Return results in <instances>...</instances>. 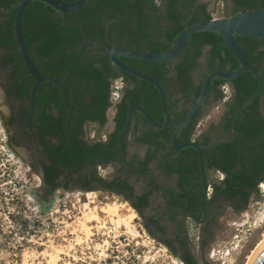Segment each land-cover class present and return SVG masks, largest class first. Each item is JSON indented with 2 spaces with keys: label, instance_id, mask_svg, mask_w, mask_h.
<instances>
[{
  "label": "trees",
  "instance_id": "obj_1",
  "mask_svg": "<svg viewBox=\"0 0 264 264\" xmlns=\"http://www.w3.org/2000/svg\"><path fill=\"white\" fill-rule=\"evenodd\" d=\"M73 2L75 0H65ZM234 13L249 11L264 7V0H231ZM5 6L9 1L3 2ZM213 14L207 10V3L197 0H87L85 5L73 13H62L52 5L40 0L31 2L25 9L23 16V29L27 44L32 48V43L37 42V55L43 75H52L65 83L69 92L53 81H46L39 86L48 84L52 90L47 95V101L54 103L58 108V116L44 117L43 128H51L56 137L57 144L47 145L50 154V163L45 166L46 174L43 178L44 185L40 197L45 201L58 190H88L94 186L93 181L83 175L80 170L88 163L97 160L112 158L122 129L127 117L128 108L133 104L144 106L147 112L159 122L166 118L161 109L160 94L158 89L138 77L127 73L112 64L108 53L103 47L94 49L96 43L109 44L110 41L117 45L145 50L149 52H166L173 46L163 37V23H165L166 37L175 41L184 29L199 20L211 19ZM14 21V12L8 15L7 27ZM11 29V27H9ZM236 38L248 54L252 65L261 73L264 82V38H247L236 35ZM209 45L208 62L202 81L195 84L190 71L197 65L198 59L203 55L204 46ZM127 65L142 71L160 82L165 90L166 105L170 113V124L165 128H156L138 110L134 111L136 120H143L144 130L137 137L142 144H149L147 159L141 162L140 171L147 169L150 160L158 159V163L168 174L178 173L181 177L199 172L198 152L193 147L176 150L170 145L172 131L185 117L188 106L177 110L178 98L190 103L201 91L206 75L212 71H230L239 66L238 61L226 48L223 38L213 31H200L195 33L174 67L172 62H151L119 56ZM115 78H123L135 84V87L126 88L121 102L118 104L116 115L117 128L114 137L107 142H97L88 145L80 136L84 134L83 125L87 121L88 132L91 133L102 126L106 120V110L111 105V84ZM226 79H215L212 87L217 88L220 82ZM235 89L233 114L238 107L258 90L259 82L251 72H245L238 77L230 79ZM43 84V85H42ZM261 96L257 97L245 108L236 122L237 130L242 134L248 147L260 150L264 147V117L260 115ZM223 97L217 90L215 99ZM192 98V99H191ZM250 109V112L247 110ZM199 116H194L192 121L182 130L179 140L188 142L196 135V126ZM138 122H136L138 124ZM136 130L137 127L135 126ZM226 130H231V119L226 124ZM207 140V139H206ZM260 141L258 148L256 142ZM239 142V140H238ZM254 146L252 147V145ZM203 150L204 162L209 166L220 164L227 173V187L224 193L227 198H241L237 205L239 210H244L250 202V197L258 191V185L264 181V175L256 177L260 168L261 157L242 158V168H232L235 161L231 159V143H221ZM161 153L159 154V150ZM236 152V151H235ZM125 156V155H124ZM123 156V159H124ZM192 159V160H191ZM72 172H80L78 177H70ZM64 175L65 177H58ZM73 181L74 186L69 187ZM99 182L103 186L116 184V190L129 201L131 205L144 215L143 208L148 204L152 190L142 196L133 195V187L126 181L116 179L112 182ZM48 186V188L45 187Z\"/></svg>",
  "mask_w": 264,
  "mask_h": 264
},
{
  "label": "flooded vegetation",
  "instance_id": "obj_2",
  "mask_svg": "<svg viewBox=\"0 0 264 264\" xmlns=\"http://www.w3.org/2000/svg\"><path fill=\"white\" fill-rule=\"evenodd\" d=\"M6 1H9L8 6L3 4V2ZM229 1L233 6L232 1ZM18 2L19 0H0V111L2 113V121L8 134V142L11 149L29 165L31 170H35L39 173V177H41V186H43V178L46 174L45 166L50 163V154L46 149L47 145L51 146L53 143L57 144L59 141V138L51 131V128L50 130H45L43 128V120L45 116L50 114L57 117L59 111L54 103H49L47 101V95L40 93V89L46 93L51 92L52 88L48 84H44L40 89L39 85L35 100L32 99L35 79L23 60L22 50L19 47L18 39L15 35L14 21L16 4ZM157 2L160 3L161 0ZM200 2L204 1L197 0V3ZM207 10L209 11L208 4ZM13 12L14 21L7 27L8 15ZM9 27H11V29ZM25 39L27 43L26 36ZM111 43L113 42L110 41L109 44ZM97 44L104 43H96L95 45ZM36 47H38L37 42L32 43V48L28 46L31 59L40 71L42 65L39 63ZM209 50V45L204 46L203 55L198 59L197 65L190 71L191 78L195 84H199L202 81L203 74L206 72ZM174 63L175 62H172L171 68L174 67ZM118 79L120 78L112 80L111 105L106 110L105 123L102 126H97L91 133L88 132V127L91 124L93 125V122L87 121L83 125L84 134L80 137L88 145L102 141L107 142L114 137L117 128L116 115L118 113V104L124 96L125 89L135 87L134 83L125 81L121 78V90L116 95L113 91V85ZM211 87L203 106L199 108L195 115L200 118L204 109L210 102H220L224 104L225 110L217 125L213 128H209L208 131L202 133L200 136L194 137L192 140L197 141L203 146V150L207 149V154L211 148L216 149L215 147L221 143H231V159L235 161L232 172L242 168V158L261 157L263 161H261L260 168L256 174V177H261L264 175V147L260 150H254L248 147L242 134L237 128L236 130L238 133L233 129V120L241 106L240 105L235 114H233V100L235 96L233 83L227 80L225 82H220L216 89H211ZM217 90L223 93V97L220 99H215ZM226 91L229 93L228 97L225 96ZM175 97L179 99L177 102L178 111L183 110V108L189 104L191 105L196 98L194 97L193 101L190 103L187 99L182 98L181 94H176ZM262 101L263 98L261 100L259 112L260 115L264 117ZM247 112H250V109L247 110ZM230 119L231 130H226V124H228ZM142 121L143 120L138 122V120L134 118L133 113L129 131L118 152L115 162L111 164L106 163L113 159L117 145L114 148L111 159L92 161L80 170V172H85L84 174L86 175L83 176L88 177L89 180L95 177L93 181L94 186L86 188L88 190L84 191L99 190L117 194L124 198V196L116 190V188H118L116 184H112L111 187L103 186L101 182H99V179L102 182H112L116 179L126 180L133 187L134 196H142L149 190H152L153 192L149 197V202L143 208L144 213H146L145 211H150L149 215H145L143 227L151 236L164 244L167 257L170 260L175 258L177 261H181L184 264H247L249 254L244 246L241 248L235 247V241L233 240L228 241V244L235 250L233 254L227 258H223L218 254V252L224 250L226 246L225 243H222L220 239H218L217 232L220 230L221 226L219 222L220 216L226 212L227 208H231L235 212L242 211V209L239 210L237 206L241 202V198H234L231 200L224 196V189L227 187V173L225 172L224 166L220 164L209 166L210 164L208 161L207 163L204 162L206 171L205 184L207 189V196L204 203L202 201L204 184L200 169L199 172L195 171V174H190L189 177H181L178 173L168 174L166 170L160 166L158 159H153L148 162L147 169L141 172V162L147 159L150 148L149 144H142L137 140V137L142 134L141 130H144ZM136 122H138V124ZM135 126L139 130H136ZM93 134L94 136H92ZM131 136H133L132 142L130 141ZM259 143L260 141L255 143L256 148H258ZM134 146L142 147L144 151L142 153L135 151L132 148ZM253 146L254 144L252 147ZM159 151L160 154L161 149ZM106 167H112V172L104 173L102 169ZM155 169L159 171L162 177H157L158 175ZM80 172H72L70 177H78ZM210 173H216V178L210 179ZM58 177L65 176L60 175ZM140 181H142L144 186L142 190L139 191L135 183ZM263 182L264 181H261L259 183L258 191L261 190L260 184ZM69 187H76V185L74 186L72 181ZM45 188H48V186ZM91 227L96 230L91 232L93 236L92 241H104L105 236L111 237L110 233L97 230L99 227H108L107 224L95 223L92 224ZM220 242L222 244H220ZM108 250L110 252L107 254V257L110 256L109 260L111 261H106V264H112L118 255L115 253L114 248H109ZM214 251H217L216 255L213 254ZM80 260V264L87 262L83 259ZM93 260L97 262L96 259Z\"/></svg>",
  "mask_w": 264,
  "mask_h": 264
},
{
  "label": "rangeland",
  "instance_id": "obj_3",
  "mask_svg": "<svg viewBox=\"0 0 264 264\" xmlns=\"http://www.w3.org/2000/svg\"><path fill=\"white\" fill-rule=\"evenodd\" d=\"M203 1L214 17L228 16L235 11L229 0ZM262 102L264 109V97ZM224 110V104L210 102L198 120L195 137L217 125ZM7 137L0 111V264H80V259L87 261L84 264H104L101 259L113 246L120 249L122 255L118 264H165L164 244L143 227L149 210L141 215L121 196L99 190H58L44 201L40 197L39 173L30 170L29 165L6 146ZM132 148L140 153L144 151L142 147ZM112 170V167L102 169L104 173ZM155 171L157 177H162L157 169ZM215 174L210 173V179L216 178ZM135 185L139 191L144 186L142 181ZM261 218H264L262 189L251 195L244 210L235 212L227 208L219 218L221 226L217 232L218 239L227 246L224 250L230 248L233 254L235 250L228 241H235V247L244 246L249 254L248 263L264 236ZM256 220L260 224L254 222ZM95 223L107 224L108 227L97 230L110 233L111 237L92 241L91 232L96 230L91 225ZM243 224L245 226L241 227ZM127 247L138 249L139 258L126 263Z\"/></svg>",
  "mask_w": 264,
  "mask_h": 264
},
{
  "label": "water",
  "instance_id": "obj_4",
  "mask_svg": "<svg viewBox=\"0 0 264 264\" xmlns=\"http://www.w3.org/2000/svg\"><path fill=\"white\" fill-rule=\"evenodd\" d=\"M33 1L35 0H19V2L16 4L14 25H15V35L18 39L19 47L22 50L23 60L26 63L29 72L33 75L35 79V84L33 88V97H32V99L35 100L38 86L46 80H50L61 85L68 92H69V88L65 83H63L56 77L44 76L43 74H41V72L37 69V67L35 66V64L31 59L30 51L26 43L25 34L23 31V16L25 9ZM40 1H44L49 5H52L62 13H73L79 10L81 7H83L87 2V0H75L73 2H68L65 0H40ZM163 28H164L163 31L164 39H166L167 42L173 46L169 51L166 52L156 53L145 50H137L126 46L117 45L115 43H111L109 45L97 44L95 46H92L93 48L103 47L105 51L108 53L112 64L118 67L119 69L127 73H130L138 77L139 79L146 80L147 82L154 85L159 91L161 109L166 118L165 122L156 121L143 106L139 104L131 105L128 108L127 117L125 120L124 127L122 129L121 137L119 139L117 148L115 150L114 157L112 160L107 161L106 163L111 164L116 161L118 152L121 149L126 139L127 133L129 131L132 122V116L135 110H138L140 113H142V115L147 119V121L156 128L167 127L170 124V120H171V116L166 105L165 90L162 84L157 80H155L154 78L147 75L146 73L136 70L135 68L127 65L119 58V56H126L130 58L146 60L151 62H173L179 58V56L185 49L187 42L195 33L200 31H213L219 33L224 40L226 48L238 61L239 66L236 69L230 71L216 70L206 75V77L203 80L202 88L199 95L195 98L194 102L189 106L188 111L185 117L183 118V120L172 131L170 138V145L176 150H182L185 147H193L197 150L198 159H199V169L204 184L203 198H202V201L204 203L207 196V189L205 184L206 171L204 167L203 146H201L195 140H190L188 142H181L179 140V137L182 130L191 122V120L193 119L194 115L199 110V108L203 106L206 98L209 95L211 84L215 79L230 80L249 71L253 73V75L257 78L259 82V88L252 95V97H250L244 103L241 104L235 115V118L233 120V129L238 133L235 127L236 120L238 119L240 113L249 104H251L257 97L262 95L264 91V82L260 71L252 65V62L248 54L246 53L243 46L236 38V35H241L247 38H264V7L249 11L237 12L234 14H230L228 16L213 17L211 19L196 21L188 25L175 41H170L167 39L166 28L164 24H163ZM247 264H264V242L260 246H258L257 249L252 253Z\"/></svg>",
  "mask_w": 264,
  "mask_h": 264
},
{
  "label": "built area",
  "instance_id": "obj_5",
  "mask_svg": "<svg viewBox=\"0 0 264 264\" xmlns=\"http://www.w3.org/2000/svg\"><path fill=\"white\" fill-rule=\"evenodd\" d=\"M122 80L121 79H118L116 82H118V84H115V86L113 87V91H114V93L117 95L118 93H119V91L121 90V82ZM225 96L226 97H228L229 95H228V91H226V93H225ZM92 136H94V134L92 135ZM6 146L9 148V149H11V147H10V145H9V142H8V137H7V142H6ZM29 169H30V167H29ZM31 170V169H30ZM2 175V174H1ZM2 176H5V173H4V175H2ZM261 185V189L264 191V188L262 187L263 186V183H261L260 184ZM254 222H256V223H258V224H260V221H254ZM242 226H244V224L242 225ZM241 226V227H242ZM130 245V244H129ZM237 246H239L238 244H237ZM111 248H114L115 249V253H117V255L118 256H116V258H115V260L112 262V264H118L120 261H122V255H121V252L119 251L120 249H118V248H116V247H111ZM136 251H138V249H134L133 247H127V252H128V255L125 257L126 258V260H127V262L126 263H128V262H131L132 260H134V259H138L139 258V253L137 252V254H136ZM110 252V251H109ZM216 253H217V251H214L213 252V254L214 255H216ZM218 254L220 255V256H222L223 258H227L228 256H230L232 253H231V249L230 248H226L225 250H221L220 252H218ZM110 259V256L109 257H105V258H103V259H101V260H103L104 261V264H106V261H108ZM109 261H111V260H109ZM87 263V262H86ZM90 264V263H89ZM165 264H184L183 262H181V261H177L175 258H173V259H169L168 257H167V255H166V261H165Z\"/></svg>",
  "mask_w": 264,
  "mask_h": 264
},
{
  "label": "bare ground",
  "instance_id": "obj_6",
  "mask_svg": "<svg viewBox=\"0 0 264 264\" xmlns=\"http://www.w3.org/2000/svg\"><path fill=\"white\" fill-rule=\"evenodd\" d=\"M262 187L264 188V183H263V186H262ZM92 193H93V192H92ZM95 196H96V195H95ZM98 196H99V195H98ZM111 215H112V214H111ZM92 217H93V218H98V217H96L95 215H93ZM104 221H105V220H104ZM111 221H112V220H111ZM105 223H106V222H105ZM263 242H264V236H263V239H262L261 243H260L258 246H260ZM258 246H257V247H258ZM257 247L253 250V252L257 249ZM253 252H252V253H253ZM251 255H252V254H251ZM250 257H251V256H250ZM249 259H250V258H249Z\"/></svg>",
  "mask_w": 264,
  "mask_h": 264
},
{
  "label": "clouds",
  "instance_id": "obj_7",
  "mask_svg": "<svg viewBox=\"0 0 264 264\" xmlns=\"http://www.w3.org/2000/svg\"><path fill=\"white\" fill-rule=\"evenodd\" d=\"M261 221H264V218H263V219L261 218ZM244 226H245V225H244ZM244 226H242V227H244Z\"/></svg>",
  "mask_w": 264,
  "mask_h": 264
}]
</instances>
